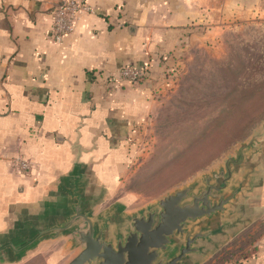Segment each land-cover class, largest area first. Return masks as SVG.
Wrapping results in <instances>:
<instances>
[{
  "label": "crops",
  "instance_id": "1",
  "mask_svg": "<svg viewBox=\"0 0 264 264\" xmlns=\"http://www.w3.org/2000/svg\"><path fill=\"white\" fill-rule=\"evenodd\" d=\"M61 1L0 0V264H69L86 227L80 216L115 245L133 217L157 209V202L135 208L121 179L150 94L166 83L159 67L171 65L188 27L264 19V0H85L95 16L56 45L52 13ZM128 65H149L154 76L125 82L118 72ZM18 160L30 170L19 173ZM221 175L229 201L189 226L207 237L186 264H207L238 235L264 227V129L213 171L210 184ZM194 185L195 193L205 187ZM245 238L237 264H264V234Z\"/></svg>",
  "mask_w": 264,
  "mask_h": 264
},
{
  "label": "rangeland",
  "instance_id": "2",
  "mask_svg": "<svg viewBox=\"0 0 264 264\" xmlns=\"http://www.w3.org/2000/svg\"><path fill=\"white\" fill-rule=\"evenodd\" d=\"M203 26L188 27L171 65L159 67L166 83L152 91L134 131L121 180L135 208L205 180L264 129V19ZM263 234L249 228L207 264H237L245 237Z\"/></svg>",
  "mask_w": 264,
  "mask_h": 264
},
{
  "label": "water",
  "instance_id": "3",
  "mask_svg": "<svg viewBox=\"0 0 264 264\" xmlns=\"http://www.w3.org/2000/svg\"><path fill=\"white\" fill-rule=\"evenodd\" d=\"M223 175L216 185H211L207 177L203 180L205 187L197 193L191 185L159 199L157 209L131 219L132 230L115 245L105 242L91 221L79 215L86 227L76 233L80 252L69 264H186L189 255L198 253L193 247L196 240L207 237L202 233L191 235L189 226L223 212L229 201L220 195L226 185ZM179 240H184V246L172 254Z\"/></svg>",
  "mask_w": 264,
  "mask_h": 264
},
{
  "label": "built area",
  "instance_id": "4",
  "mask_svg": "<svg viewBox=\"0 0 264 264\" xmlns=\"http://www.w3.org/2000/svg\"><path fill=\"white\" fill-rule=\"evenodd\" d=\"M94 14V10L85 0H62L53 9L50 40L60 45L65 37L75 31L79 21ZM118 75L121 80L134 84L147 79L148 68L147 66L128 65L120 69ZM13 165L19 173H26L30 170V164L26 161H14Z\"/></svg>",
  "mask_w": 264,
  "mask_h": 264
},
{
  "label": "trees",
  "instance_id": "5",
  "mask_svg": "<svg viewBox=\"0 0 264 264\" xmlns=\"http://www.w3.org/2000/svg\"><path fill=\"white\" fill-rule=\"evenodd\" d=\"M189 30H191V29H189ZM189 30H188V32H189ZM193 31H194V30H193ZM190 33H192V31H190L188 34H190ZM218 118L221 119V116H219Z\"/></svg>",
  "mask_w": 264,
  "mask_h": 264
}]
</instances>
